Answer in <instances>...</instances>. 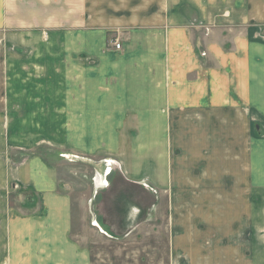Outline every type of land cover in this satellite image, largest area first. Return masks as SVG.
<instances>
[{
  "label": "crops",
  "instance_id": "1",
  "mask_svg": "<svg viewBox=\"0 0 264 264\" xmlns=\"http://www.w3.org/2000/svg\"><path fill=\"white\" fill-rule=\"evenodd\" d=\"M0 43V121L90 125L54 136L94 169V231L163 209L170 264H264V0H0ZM12 178L42 213L6 209L0 264H93L55 168Z\"/></svg>",
  "mask_w": 264,
  "mask_h": 264
},
{
  "label": "rangeland",
  "instance_id": "2",
  "mask_svg": "<svg viewBox=\"0 0 264 264\" xmlns=\"http://www.w3.org/2000/svg\"><path fill=\"white\" fill-rule=\"evenodd\" d=\"M115 42L111 43L112 47ZM9 123L0 121V228H2L3 221L5 225V213L8 208L13 216L32 217L37 214L41 216L42 212L38 209L36 194L28 188L19 189L20 187L14 185L13 178L8 184L9 179H6V176L7 173L13 175L28 160L43 159L50 168L54 167L57 172V178L61 182L58 185L59 192L69 195L72 201L73 227L69 240L79 244L80 248H87L93 264L171 263L169 233L163 209L159 211L156 220L142 226L134 234L120 241L109 240L92 228L89 210L92 201L90 196L94 191V186L90 183L92 180V183H95V176L92 177L94 169L89 166H71L65 163L64 161L70 163L75 157L67 152L70 138L54 136L55 133L61 132L59 124L62 126V133L64 131L69 133L72 129L74 132H82L83 137L85 132L91 131L90 125L54 121L29 122L24 125L21 122H13L10 123L11 125ZM87 139L92 140V138ZM62 151L65 154H62ZM106 163L115 165L111 160H107ZM111 170L110 168L107 172ZM143 184L145 188L154 191L147 183ZM0 238H2L0 242L1 263L6 253L5 247H1L5 246L4 236L0 234Z\"/></svg>",
  "mask_w": 264,
  "mask_h": 264
},
{
  "label": "built area",
  "instance_id": "3",
  "mask_svg": "<svg viewBox=\"0 0 264 264\" xmlns=\"http://www.w3.org/2000/svg\"><path fill=\"white\" fill-rule=\"evenodd\" d=\"M113 48H114L115 50H119V49H120V44L116 41V42L114 43V45H113Z\"/></svg>",
  "mask_w": 264,
  "mask_h": 264
}]
</instances>
